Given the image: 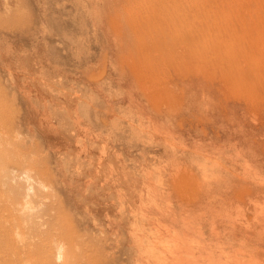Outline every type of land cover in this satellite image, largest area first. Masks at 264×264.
Segmentation results:
<instances>
[{
	"label": "rangeland",
	"instance_id": "1",
	"mask_svg": "<svg viewBox=\"0 0 264 264\" xmlns=\"http://www.w3.org/2000/svg\"><path fill=\"white\" fill-rule=\"evenodd\" d=\"M254 1L0 0V264H264Z\"/></svg>",
	"mask_w": 264,
	"mask_h": 264
},
{
	"label": "bare ground",
	"instance_id": "2",
	"mask_svg": "<svg viewBox=\"0 0 264 264\" xmlns=\"http://www.w3.org/2000/svg\"><path fill=\"white\" fill-rule=\"evenodd\" d=\"M260 2L258 1V0H255L254 1V4L256 5V7L257 8H254V12H253V16H252V26H251V28H250V36H251V38H252V42H253V49H257L258 48V42H259V40L262 38L263 39V46H264V11H259V8H258V4H259ZM261 20H262V22H263V24L262 25H260L259 26V22H261ZM263 49H264V47H263ZM262 67L263 68H260V69H258V68H256L255 70H254V72H255V74H256V76H259V77H264V63H263V65H262ZM263 79V86H264V78H262ZM1 159H2V157H0ZM0 159V160H1ZM1 162V161H0ZM3 162H5V161H3ZM4 164V163H3ZM2 164V165H3ZM1 165V164H0ZM3 167V166H2ZM7 169V168H6ZM7 171V170H6ZM15 173V172H14ZM22 173H23V171H22ZM27 174V173H26ZM40 182V181H39ZM39 185H40V183H39ZM6 186V185H5ZM40 186H42V185H40ZM29 191V190H28ZM30 192V191H29ZM260 192H263L264 193V186L261 188V189H256L255 190V194H260ZM249 193H250V191H249ZM28 194V193H27ZM25 195V194H24ZM33 195H34V192H33ZM19 196V195H18ZM35 196V195H34ZM17 197V196H16ZM4 198V197H3ZM22 199V198H21ZM20 199V200H21ZM24 199H26V198H24ZM24 199H22V201L24 200ZM2 201H3V199H1ZM19 200V201H20ZM30 200V199H29ZM4 202V201H3ZM21 203V202H20ZM25 203V202H24ZM6 204H8V203H6ZM27 204V203H26ZM28 204H29V202H28ZM16 205V204H15ZM22 205V204H21ZM30 205V204H29ZM18 206H20V205H18ZM25 206V205H24ZM33 206V205H32ZM21 207V206H20ZM23 207V206H22ZM21 207V208H22ZM27 205H26V208L25 209H27ZM31 207V206H30ZM35 207H36V205H35ZM32 209V208H31ZM14 210V209H13ZM15 210H17V209H15ZM15 210H14V212H15ZM25 211V210H24ZM28 211V210H27ZM29 211H30V209H29ZM18 213V212H17ZM22 213V212H21ZM31 213V212H30ZM30 213H29V215H30ZM24 215H26V213L24 214ZM28 215V216H29ZM46 217V216H45ZM30 218V217H29ZM41 219V218H40ZM31 220V219H30ZM23 222V221H22ZM30 222V221H29ZM26 224V223H25ZM17 229V228H16ZM2 233L4 232V231H1ZM5 232H7V230H5ZM16 234H17V232H16ZM16 236H18L17 238H18V241L17 242H22V240L24 239H19L20 237H19V235H16ZM24 236H26V235H24ZM11 237V236H10ZM23 237V236H22ZM12 238V237H11ZM14 242H16V241H14ZM65 243V242H64ZM25 241L24 242H22L21 243V245L19 246V249H22V248H24V246H25ZM62 245V244H61ZM55 246V245H54ZM65 246V245H64ZM15 247V246H14ZM61 248V247H60ZM57 249V248H56ZM63 249V248H62ZM67 249V248H66ZM63 253V252H62ZM65 253V252H64ZM237 255H238V252L237 251H232V254L229 256V257H227L226 258V263L227 264H249V261H244V260H241L239 257H237ZM11 258H14V259H17L16 257H18L19 258V252H12L11 253ZM22 256V255H21ZM20 256V257H21ZM63 256H65V254L63 255ZM62 257V256H61ZM70 258V257H69ZM62 259H63V257H62ZM65 259H67V258H65ZM211 259V258H210ZM209 259V260H210ZM218 258H216L215 260H217ZM58 261V260H57ZM62 261V260H61ZM212 262L214 263V260H210V262L208 263V264H212ZM218 260H217V264H218ZM68 263V262H67ZM215 263V264H216ZM63 264H64V262H63ZM66 264V263H65ZM223 264V263H222Z\"/></svg>",
	"mask_w": 264,
	"mask_h": 264
}]
</instances>
